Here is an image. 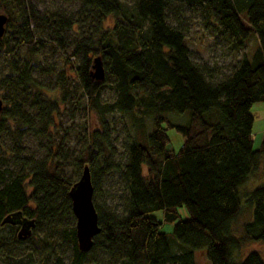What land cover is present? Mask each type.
Returning a JSON list of instances; mask_svg holds the SVG:
<instances>
[{"label": "trees", "instance_id": "16d2710c", "mask_svg": "<svg viewBox=\"0 0 264 264\" xmlns=\"http://www.w3.org/2000/svg\"><path fill=\"white\" fill-rule=\"evenodd\" d=\"M70 1L71 9L40 10L31 0H0L9 27L0 34L7 66L0 76V136L9 139L5 149L0 142V229L6 223L16 228L4 241L16 246L35 228L60 230L70 243L68 262L60 264H196L194 250L200 248L212 264H264L255 249L233 258L244 242H264V170L255 187H242L264 163V133L254 148L250 111L264 99V0H132L127 9L121 0ZM196 11L205 29L230 49H241L251 35L256 47L226 72L193 59L184 14ZM20 45L27 49L18 55ZM45 46L61 64L74 62L75 84L87 105L112 88L116 98L108 108L131 128L120 148L106 121L84 136L82 149L68 161L76 178L65 172L64 135L54 121L68 95V77L56 73L58 99L34 72L40 65L32 54ZM95 57L106 72L100 80L92 77ZM173 111H187V121H173ZM169 127L183 135L177 150L169 147ZM27 136L49 141L44 156L26 150ZM85 164L100 230L82 251L75 224L65 222L75 219L68 191ZM111 172L121 187L114 206L97 201ZM242 198L252 216L234 234ZM182 205L186 217L178 212ZM157 209L172 223L170 232L160 230L161 220L150 214Z\"/></svg>", "mask_w": 264, "mask_h": 264}, {"label": "rangeland", "instance_id": "374dc122", "mask_svg": "<svg viewBox=\"0 0 264 264\" xmlns=\"http://www.w3.org/2000/svg\"><path fill=\"white\" fill-rule=\"evenodd\" d=\"M32 3L40 10H54L56 8L71 9L75 6L74 1L70 0H31ZM124 8H129L132 5V0H121ZM0 13L6 15V20L3 23L4 32L8 30V14L0 6ZM187 19V29L185 30V37L187 45L191 51V57L198 61H207L209 63H215L218 65L221 71L226 72L231 65L240 58L243 53H251L257 45V39L254 35L248 37L246 44L241 49H230L227 47L226 41L222 37L213 35L210 27H205L201 22V15L199 12H185ZM113 17L108 16L106 23L111 24ZM27 49L26 45H20L16 47L18 55ZM38 61L39 71H34L35 74L41 79L47 86L44 91L52 96L60 98L62 97V88L59 87L56 81V73L63 70L67 75L68 80L65 86L69 88L68 95L65 96V100L60 103V112L54 117L55 126L59 127V132L64 135L61 143V152L63 153L62 160L65 166V172L72 174L75 178V171L71 170L69 160L75 157L84 145V136H87L93 129H100L102 126L101 121H106L111 133L112 141L118 148L121 147V142L127 137V134H131V128L126 118L119 111H111L108 108V103L112 102L115 98V92L110 87H105L97 96L93 104L87 105V97L81 92L79 87L75 84V74L71 65L72 61L61 64L59 54L51 50L48 46L41 48L37 54H32V59ZM92 60L91 71H96V67L93 65ZM100 66L103 68V63L100 62ZM51 67V71H45V68ZM7 70L6 63L2 56H0V76ZM2 107L5 105L1 103ZM1 107V108H2ZM250 111L253 114L252 123V138L253 147L256 148L262 138L264 130V99L254 102ZM169 118L177 123H185L187 121L188 113L184 112H169ZM146 121L149 122V117L146 116ZM54 127H52L53 129ZM54 132V131H53ZM167 133L170 139L169 147L177 150L183 142V135L174 127H169ZM54 139H57L53 134ZM8 136L1 135L0 142L5 149L8 143ZM49 142L34 136H27L24 140V147L29 153H33L36 156H44L46 150L43 144ZM122 150V149H121ZM2 151H0V155ZM68 162V164H67ZM264 170V163L260 167L259 171L250 176L243 184L242 187L246 189H252L262 179V173ZM121 191L119 186L118 177L115 172H111L106 175L105 180L101 186V194L97 196L99 203H108L114 206L117 203V196ZM242 210L236 217L232 224V232L239 234L241 231V224L245 220H249L252 216L251 208L247 205L246 200L242 198ZM178 212L181 217H186L188 212L182 205L178 207ZM161 220L160 230L170 232L172 229V223L163 220L162 210L157 209L150 213ZM65 220H63L64 222ZM61 223L62 227H65L64 223ZM75 224V219L68 221L65 224ZM16 228L6 223L0 229V264H11L8 257L12 258L15 264H60L68 262L70 255V243L66 239L61 238V231L53 230L50 228H35L33 233L26 238L24 243H16V246L7 244L4 241L6 238H10V235H14ZM3 236L5 239H3ZM251 249L257 250L264 258V242L262 241H246L244 242L240 250L234 251L233 258L237 259L243 256ZM194 258L196 264H212L206 257L205 249H195Z\"/></svg>", "mask_w": 264, "mask_h": 264}, {"label": "water", "instance_id": "95a60500", "mask_svg": "<svg viewBox=\"0 0 264 264\" xmlns=\"http://www.w3.org/2000/svg\"><path fill=\"white\" fill-rule=\"evenodd\" d=\"M6 15L0 13V34L3 32V23ZM96 71L92 73L95 80H100L104 76L98 57L93 59ZM1 104V102H0ZM93 187L90 178L88 165H84L80 176L70 186L68 194L71 200V211L75 217V235L77 247L82 250H88L93 244V236L97 234L100 227L97 223V212L92 200ZM15 217V214H12ZM25 225V231H28V224Z\"/></svg>", "mask_w": 264, "mask_h": 264}, {"label": "crops", "instance_id": "0c3cea01", "mask_svg": "<svg viewBox=\"0 0 264 264\" xmlns=\"http://www.w3.org/2000/svg\"><path fill=\"white\" fill-rule=\"evenodd\" d=\"M253 104V103H252ZM264 131V130H263ZM264 133V132H263ZM263 135V134H262ZM262 139V138H261Z\"/></svg>", "mask_w": 264, "mask_h": 264}]
</instances>
